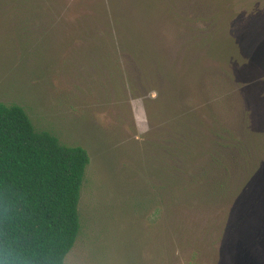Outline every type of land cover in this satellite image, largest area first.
Listing matches in <instances>:
<instances>
[{"label": "rangeland", "instance_id": "rangeland-1", "mask_svg": "<svg viewBox=\"0 0 264 264\" xmlns=\"http://www.w3.org/2000/svg\"><path fill=\"white\" fill-rule=\"evenodd\" d=\"M41 1L52 5L53 19L20 25L0 9V103L23 108L36 130L89 155L80 231L64 264H264V0H230L231 20L189 78L190 103L198 109L210 97L204 86L210 70L218 66V74L233 78L237 109L220 101V114L230 129L249 131L259 184L217 203L181 205L157 188L167 82L157 76L155 86L136 85L132 95L128 81L139 70L129 54L112 47L109 30L85 36L80 30L103 3L128 15L135 0ZM165 20L143 18L145 35L157 22V32L172 33ZM172 43L168 65H177L173 55L181 56L183 41ZM144 76L143 69L142 84ZM252 198L258 204L246 211Z\"/></svg>", "mask_w": 264, "mask_h": 264}, {"label": "trees", "instance_id": "trees-1", "mask_svg": "<svg viewBox=\"0 0 264 264\" xmlns=\"http://www.w3.org/2000/svg\"><path fill=\"white\" fill-rule=\"evenodd\" d=\"M140 1H132L128 15L103 3L98 17L86 18L80 30L84 36L91 29L109 30L112 47L129 54L139 70L136 79L128 81L132 95L145 85L155 86L157 76L167 82L158 116L162 122L156 153L159 193L175 195L171 205H181L217 203L239 189L246 193L256 188L260 168L250 133L225 126L220 114V101L230 110L237 109L240 95L233 78L218 74L222 72L218 66L213 68L204 83L210 96L203 100L204 107L190 103L191 72L201 54L214 52L231 20L230 0ZM0 3V9L5 8V14L20 25L54 15L52 5L41 0ZM143 18H166L163 25L167 22L174 30L157 32V22L148 38ZM179 39L182 54L173 55L178 64L168 65L172 40ZM220 61L217 54L215 62ZM89 163L85 149L61 145L54 135L36 130L23 108L0 103V264H64L80 231L78 202ZM246 204L248 211L258 201L252 198Z\"/></svg>", "mask_w": 264, "mask_h": 264}]
</instances>
